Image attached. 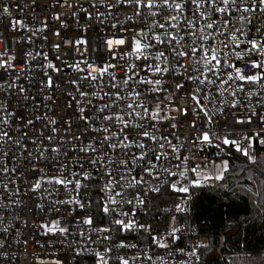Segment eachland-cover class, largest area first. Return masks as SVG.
I'll list each match as a JSON object with an SVG mask.
<instances>
[{
    "label": "snow or ice",
    "instance_id": "obj_1",
    "mask_svg": "<svg viewBox=\"0 0 264 264\" xmlns=\"http://www.w3.org/2000/svg\"><path fill=\"white\" fill-rule=\"evenodd\" d=\"M31 6L40 7L38 0H31ZM16 7L23 12L29 5L21 7L17 3ZM68 7L76 9L73 16L82 13L86 21L94 16L103 24L119 15L124 16V21L112 24L113 29H118L117 34L102 41V53L107 54V60L103 54L96 60L86 57L72 64L61 60V44L72 45L81 56L88 52V41L83 37L74 41L61 39L52 45L58 53L55 59L63 67L49 60L47 52H21L19 60L14 52L9 54L7 47L0 52V80L4 74L9 77L0 83V264L18 260L9 247L13 242H21L23 230L16 228L13 235L8 225L20 222L19 213L29 214L26 201L33 196H38L41 202L32 203V208L43 211L47 199L51 205L48 211L57 214L56 219L31 226L32 231L39 227L43 235H53L47 246L63 245L76 256L90 254L93 264H137L138 261L144 264L141 257L150 264H169L172 253L168 259L157 256L153 260L148 252L151 246L167 251L170 241L175 243L179 239L177 233L182 229L176 224V216H171L172 223L166 222L165 231L160 234V226L137 218L139 212L149 215L153 200L167 203L163 197L187 193V184L199 185L210 178L205 170L192 166V149L202 150L215 144L218 157L222 153L230 155L234 149L238 159L255 164L254 146L264 145V0H78ZM101 7L105 11L101 12ZM0 18L6 21L3 25L6 30L23 29L29 33L21 37L28 42L48 26L41 21L33 28L24 19L15 18L12 0H0ZM52 19L64 24L60 15ZM134 22L145 27L129 31L128 25ZM119 31L127 35L116 38ZM41 56L43 60L38 65L43 74L39 81L41 93L62 90L70 97L66 107L76 113V119L68 122L67 127L62 121L58 128L55 117L36 115L35 111L26 115L28 102L31 100L35 109L36 100L21 80H28L31 86L26 70L29 61L35 62ZM115 59L124 61L119 80ZM64 67L74 73L67 78L69 87L54 84V76L50 74H58L55 79L63 81ZM178 76L183 77L179 82ZM180 93L184 94L183 98ZM153 94L154 103L145 100ZM181 99L183 103L178 104ZM221 117L226 128L245 131L212 132L209 126H218L216 122ZM41 120L45 123L37 128L35 122ZM198 123L203 125L199 129ZM73 124L79 135L61 134L69 132ZM185 124L187 129L181 130ZM184 131L190 134L185 136ZM149 142L155 148H150ZM117 150L122 157L115 155ZM71 152L77 153L71 160L76 170L69 165ZM21 161L42 162L43 166L33 164L31 169L22 171L17 166ZM49 162L56 164L55 174H45L51 166ZM161 162H167L168 166ZM229 168V159H221L219 165L213 163L215 180H222ZM189 173H194L195 178L190 179ZM26 174L38 178L27 182L21 191L17 181L24 180ZM89 183L100 193L97 213L79 217L73 229L70 223L60 219L62 208L71 206V211L79 208L89 213L91 197L82 195L87 193ZM129 189L135 192L126 198ZM53 195L65 198L52 200ZM182 205L183 200L174 203L175 212H183ZM162 211L167 214L171 209ZM31 214L35 216L34 212ZM109 217L104 225V219ZM28 225L25 219L24 226ZM125 232L145 234L149 249H141L129 257L124 250H134L138 244L129 243L127 237L119 235ZM56 236L60 239L55 240ZM22 242L27 253L30 243L27 235ZM208 248L209 244L199 242L190 244L188 250L176 248L175 252L185 257L179 264H199V250ZM30 264H37L35 256ZM39 264L44 262L40 260ZM50 264L67 262L57 258Z\"/></svg>",
    "mask_w": 264,
    "mask_h": 264
},
{
    "label": "built area",
    "instance_id": "obj_2",
    "mask_svg": "<svg viewBox=\"0 0 264 264\" xmlns=\"http://www.w3.org/2000/svg\"><path fill=\"white\" fill-rule=\"evenodd\" d=\"M17 3L23 7L24 5H29V7H24L23 12L19 10V8L16 7ZM38 3L40 7L31 6V0H12L13 5V15L17 19H24L31 27L35 28L39 25L41 21L47 23V28L44 29L43 32L38 34L33 38L31 42H28L26 40H22L21 37L28 35L29 33H25L23 29H20L18 32H14L10 29L4 28V23L6 21L3 18H0V52H3L5 48L7 47L9 50V54L17 55V60L20 59V53L21 52H27V51H33L35 52H47L49 53L48 59L52 60L53 63H56L57 66L63 67V65L60 63V61L56 60L55 57L58 54L57 50L52 48V45L58 44L61 42V39L68 40V41H74L75 39H79L81 37L85 38L88 41V52H85L83 56L79 54L75 47H72V45H64L61 44L60 52L63 53L61 55V60L66 61L68 64H72L74 61L81 60L86 57H90L92 60H96L98 55L103 54L105 60L108 59L106 53H102V41L106 38H113L114 34H117L118 29H113L111 27L112 24L117 23V21H124V16H112L108 20L104 21L103 24H101L99 21L96 20V18L93 16L91 21H86L83 14H79L78 16H73L72 12L75 11V8H69L68 4H77L78 0H67V3H65V0H38ZM84 7H87V5H83ZM90 11H94L93 9H89ZM101 12L105 11L103 7L99 9ZM54 15H60V18L64 21V24L61 25L58 20L52 19V16ZM127 23V22H125ZM137 27H145L143 24L138 23H131L128 25L129 31H131L133 28ZM122 28V25L120 26ZM56 32H59L60 35H55ZM127 35V32L119 31L118 35H116V38H120L121 36ZM46 37V39H45ZM72 48V51L69 53V48ZM94 50V51H93ZM43 57H37L35 62L29 61V69L26 70V75H29V78L31 80V86H29L28 80L22 79L21 83L25 85L29 89V92L33 97H35L36 100V107L33 109L31 100L27 104V111L26 115H30L33 111H35L36 115H47L48 117H55L57 119V127H61V122L64 123V127H67V123L71 120L76 119V113L73 111V108L66 107L67 101L70 99V97H67L66 93H62V90L57 91H44L41 93V85L39 81L43 78V74L40 71L38 65L42 62ZM113 63L117 64V67L115 69L117 73V79H121L122 74L124 72V68L121 67L124 65L123 60L115 59L113 60ZM83 66V65H82ZM17 67H20V64H17ZM2 74V73H0ZM54 76V84H61L62 87H69L67 84V78L71 75H74V73L67 67L63 68V76L65 79L63 81L55 79V77L58 74L50 73ZM143 75V73H141ZM14 75V73H13ZM9 79L8 75H3V80H0V83H3L4 81H7ZM182 76L176 77V81L179 82L182 80ZM169 80H171V77H169ZM107 83V80L105 81ZM107 90V89H105ZM39 93V94H38ZM154 95H149L145 97V100L148 102L154 103ZM183 93H180V96L183 98ZM45 96H52V100H45ZM15 100H13V105H15ZM178 104L183 103V99L177 101ZM224 119V117H221L220 120L216 122L218 126L212 125L209 126L211 128L212 132H215L217 134L226 133L231 134L232 132H235L237 134L245 131V129L236 128V129H228L225 125L221 123V121ZM37 128H41L42 125L45 123V121H37L35 122ZM203 125L198 123L197 129L201 128ZM81 128H83V125H81ZM187 129V125H183L181 130ZM116 129L114 128L113 131ZM164 130H167V125H164ZM73 133L79 135V132L76 128V126L73 124L71 127V130L69 132H62V135L71 136ZM190 133L188 131H184V135L187 136ZM235 138V137H233ZM175 143V141H173ZM75 143V141H73ZM150 148H155V145L151 144L149 142ZM187 145L185 146V154H187ZM234 150V149H233ZM132 151H136V149H132ZM254 151L257 154L263 153L264 154V145H260L259 143L255 144ZM193 153V165L199 167L209 175V170L207 167V162H215L220 159H227L229 155L221 154V156H217V149L215 147V144L212 145H206L202 150H196L192 149ZM111 154V153H110ZM77 155L76 152H71L69 155V165L72 168V170H76L77 166L74 164H71V160L73 157ZM115 155L121 156L122 153L117 150ZM154 159V158H153ZM61 162H63V158H61ZM51 166L45 170L46 175H52L56 173V164L54 162H49ZM146 163V162H145ZM163 166H168L167 162H161ZM175 163V161H173ZM35 164L36 167H42L43 164L37 163L35 161L28 162V161H21V163L17 166L21 167L22 171H26L31 169L32 165ZM11 166V164H10ZM96 175L95 173H93ZM135 174V173H133ZM34 178H38V176L33 177L30 175H25L24 180L17 181L18 184L21 185V191L24 190V185L31 181ZM147 179V177H145ZM189 178L194 179L195 175L194 173H189ZM176 179H179L177 177ZM210 178L206 181L208 182ZM205 181H202L199 185L205 184ZM188 192L187 193H174L172 196H166L162 199H166L167 203L161 202V200H153L152 204L149 206L151 208V212L149 215H145L143 211H140L138 214V219L142 221L149 222L153 224L154 226H160L159 232L160 234H163L165 231V227L163 226L166 222L170 225L172 223L171 216H176V224L179 226L182 231L177 233L179 236V239L175 241V243H172L170 241V248L165 251L164 249H159L155 246H151L150 252H148L149 255L152 256L153 260L157 256L164 257L165 259L169 258V253H172L171 259L169 260V264H172V261H175L176 264H179L180 261L184 260L185 257L181 255L178 252H175L176 248L183 247L186 250H188V246L190 244L203 242L208 244V239L204 236L199 235L197 228L195 227V224L192 220V202L194 198L195 189L198 186L197 184H187ZM168 191H171V189H168ZM135 192L134 189H129L127 192V197L130 198L131 195H133ZM82 195H87L91 197L92 201V208L90 209L89 213H85L83 210L76 208L74 211H71V206L68 208H62L63 215L60 216V219L65 224H71L73 226V229L76 225V219L79 217L85 215V214H94L97 213L96 208V201L98 199V196L100 193L97 191L96 187L93 183H89L88 185V191L87 193H82ZM65 198L63 195L57 196L53 195L52 200L55 199H63ZM183 200V212H175L173 204L179 203ZM40 199L38 196H33L31 200L26 201V203L29 206V214L19 213L21 216V220L19 223L12 222L9 224V228L11 233L15 234L16 228H21L23 230V234L21 236V242L20 243H11L9 247V251L11 253H14L18 256V260H13L12 264H25V261L32 262L34 256L37 258V264H39V261L42 260L44 264H50V262L54 259H60L62 262L66 261L67 264H93V260L89 258L90 254H83L81 256L74 255L73 251H70L63 245L57 244L55 247H49L47 246V241L50 239H53V235L50 234L48 236H45L41 233V229L39 227H36L34 231L31 230L32 225H38L39 223H43L45 220H52L57 218L56 213H51L48 211V207H50L49 201L46 199L44 201L45 207L43 211L37 210L35 208H32V203H40ZM127 205L124 206L125 210H127ZM164 208H170V213H164L162 209ZM35 213V216H33L31 213ZM28 220L29 225L27 227L24 226V220ZM97 221L101 220V216L99 214L96 215ZM111 217L104 219L103 224L107 225L108 220H110ZM96 226H101L100 224H97ZM2 227V226H0ZM31 233V234H29ZM27 235L28 240L30 243L28 244V252H25V245L23 244V236ZM121 237H127V242L129 243H136L138 244V247L136 249H127L124 250L127 252L128 256H134L136 252H139L141 249H149L150 242L147 239L146 235L136 234V233H120ZM78 240L80 237H76ZM60 237L56 236L55 240H59ZM93 239H95V235H93ZM40 245H44V247H40ZM107 246V245H104ZM101 247L102 246H97ZM75 248V245L73 246ZM200 262L199 264H211L210 263V256L205 254V249H200ZM120 255H123V252L119 253ZM115 259V255H113V260ZM141 261L144 262V264H150V262L145 261L144 257H141ZM137 264H140V261L137 262Z\"/></svg>",
    "mask_w": 264,
    "mask_h": 264
},
{
    "label": "trees",
    "instance_id": "obj_3",
    "mask_svg": "<svg viewBox=\"0 0 264 264\" xmlns=\"http://www.w3.org/2000/svg\"><path fill=\"white\" fill-rule=\"evenodd\" d=\"M238 155L232 150L228 156L222 180L198 185L194 193L192 220L208 239L211 264H264V154L255 164Z\"/></svg>",
    "mask_w": 264,
    "mask_h": 264
},
{
    "label": "rangeland",
    "instance_id": "obj_4",
    "mask_svg": "<svg viewBox=\"0 0 264 264\" xmlns=\"http://www.w3.org/2000/svg\"><path fill=\"white\" fill-rule=\"evenodd\" d=\"M220 160H221V159H220ZM220 160L215 161V162H207V163H206V164H207V167H208V170H209V177H210V180H211V179H215V178H214V175H213V173H212V165H213V163L219 165Z\"/></svg>",
    "mask_w": 264,
    "mask_h": 264
}]
</instances>
